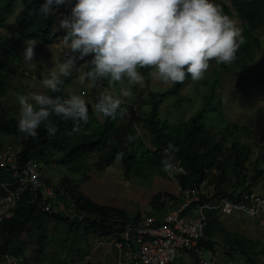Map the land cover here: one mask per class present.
I'll return each mask as SVG.
<instances>
[{
    "label": "trees",
    "instance_id": "obj_1",
    "mask_svg": "<svg viewBox=\"0 0 264 264\" xmlns=\"http://www.w3.org/2000/svg\"><path fill=\"white\" fill-rule=\"evenodd\" d=\"M66 1L68 2V0ZM69 1L71 3L67 14L75 3V0ZM227 1L226 3V0H213L222 8L225 15H234L238 19L239 27L244 29L243 35L246 43L240 47L236 54L239 53L238 57L242 56L243 59L251 60V49L259 48L260 42L255 31L264 25V0ZM43 2L44 0H0V55L7 56L11 62H15L20 57L23 40H32L42 46L65 35L62 29H55L54 14L46 19L36 14V10ZM53 7L56 9L57 6ZM242 58H236V60L243 65ZM221 64L227 68V64ZM247 65L246 62L244 66ZM16 68L17 65L12 66L5 58L0 57V149H14L18 163L33 158L41 161L39 169L43 171L44 165L47 169V163L54 160L55 164L71 165L73 171L81 168L84 170L83 180H86L90 176L87 173L88 168L84 157L97 153V159L93 164L96 169L108 166L117 157L122 159L121 166L127 169L135 159H139L135 156L145 159L144 162L138 163L141 167L163 169L161 163L164 158L163 149L171 142L179 149L172 154L174 160L179 161L185 169L184 174L175 175L182 185L199 183L208 178L211 183H214V193L211 198L228 197L235 200L244 191H255V187L260 182L264 185V181L261 180V175L264 173V143L255 148L253 143L248 140H232L229 145H226L225 131L221 135L215 134L208 127L206 112L217 108V106L210 108L213 100H216V92L213 89L216 81H213L208 92L204 94L206 100L202 107L194 111L188 119L178 123H170L159 116L160 101L158 98L162 100L166 93H177L183 84L191 79L190 75L183 83H171L170 87L163 91L150 90L148 92L150 107L142 114V126L149 134V143L154 146V149L149 147V149H144L141 154H138L140 152L138 151L136 155L135 150L140 148L134 147L135 141L127 139L129 134L132 136L137 133L135 118L132 117L135 114L133 106L124 103L122 108L125 109V112L117 114L115 118L103 116L101 119L96 118L94 104L102 92V87L110 85V83L101 80H98L95 86H91L89 89L91 102L86 101L89 119L87 123L81 122L80 131H73L74 124L71 119L65 120L52 116L51 120L57 128L55 135H49L41 125L37 129V136L32 137L23 133V136L20 137L17 120L19 105L15 98L10 99L8 96L10 92L24 95L23 89H18L17 85L11 82V75ZM150 70L148 68L140 69L146 76L144 85H148L150 82L147 73ZM20 73L26 78L27 73L24 70ZM60 79L63 80V83L69 81L68 76H61ZM195 84L199 87L200 82H194L192 85ZM60 88L61 91L56 93L47 89V94L66 98L62 85ZM126 112H130V115L126 116ZM246 129L245 125L232 124L233 132L246 131ZM121 153L122 157L119 156ZM212 169H214L213 172H211ZM18 170L22 174V170L19 168ZM12 173V170L0 168V195L9 189H13V191L18 189V181H14ZM40 177L43 182L52 183L49 181V176L40 174ZM61 183L64 182L61 181ZM63 187L64 189L54 186L55 199L44 200L40 192L33 191L29 187L20 192L13 214L0 224V258L4 253H10L18 258L19 264H30L32 260L38 264L43 260L50 264H62L69 255H62L58 258L51 257L50 259L43 256L46 246L49 244L47 236L49 221L66 224V234L73 237L76 236L79 229H82L86 234L90 231L99 237L119 238L122 229L127 224L136 222L143 214H160L162 211L172 209L180 200L174 195V192H158L150 199L151 212H136L130 215L124 209L93 202L74 186L65 187L64 185ZM58 195L64 203L67 202L70 205L71 208L65 206L68 213L55 209ZM204 200L207 198L203 197L201 202ZM46 203H50L49 209L44 208ZM195 206V204L191 205L188 210L191 211ZM207 212L215 219V215L212 214L214 211L208 210ZM210 217H208L204 228L205 236L201 239L199 247L205 251L221 247V250L230 254L233 250L231 245L227 248L221 246L205 233L207 225L212 223L211 220L209 222ZM73 240L74 238L69 242V245L73 246ZM29 243L34 246L36 244V251L33 254H27ZM234 248L244 255L248 264H257L250 252L241 250L237 245H234ZM84 254L88 255L89 253ZM194 261L199 262L196 255Z\"/></svg>",
    "mask_w": 264,
    "mask_h": 264
},
{
    "label": "rangeland",
    "instance_id": "obj_2",
    "mask_svg": "<svg viewBox=\"0 0 264 264\" xmlns=\"http://www.w3.org/2000/svg\"><path fill=\"white\" fill-rule=\"evenodd\" d=\"M70 3L69 0L68 2L65 0L64 4L57 6L56 9L54 8L53 21L55 29H59V19L68 15ZM228 16L239 26V21L234 15ZM255 35L260 42L259 48L254 47L251 49V60L248 58L243 59L241 54V57H238L239 53L236 54L237 59L242 58L245 65L246 62L248 63L247 66L242 65L236 59L230 65L227 64V68L221 63L217 64L215 61H211L203 80L192 81L190 79L183 84L177 93H166L162 100L158 98L160 101L159 116L170 123H178L188 119L194 111L202 107L206 100L204 94L208 92L209 86H211L213 81H216L213 87L214 92H216V100H213L214 102L210 108L216 106L217 108L206 112V122L209 129L220 135L225 131L227 136L226 145H229L232 140H248L253 143L255 148L264 143V77L261 72V66L264 63V25L255 31ZM25 42V40L21 42L20 57L15 62H11L7 56L0 55V57L5 58L12 66L17 65L15 72L11 75V82L16 84L18 89H23V94L30 99L32 93L47 94V89L42 83L43 80L50 78L53 73L59 76L60 65L74 54L63 43V36H60L47 45L41 46L35 42L33 61L28 62L22 56L26 48ZM82 62L77 61L76 67L71 69L69 84L66 82L62 85H66L67 97L71 94H78L88 101L91 85L87 81L84 84L79 82L80 71L84 70H78ZM23 70L27 73L26 78L20 73ZM106 81L108 82V80ZM194 82H200L199 87L197 84L192 85ZM170 85L171 83L165 84L150 78L148 85L132 86L133 95L131 97H121L126 105L130 104L131 107L136 105V108H133L135 114L132 117L135 118L134 123L137 133L132 136L139 138L132 140L135 141L134 147L152 146L148 142L149 134L145 132L142 126V114L150 107L148 92L150 90L163 91L168 89ZM122 87H129L126 80L123 84H110L106 91L119 96ZM82 89L86 90V94L80 92ZM8 96L10 99L15 98L12 92L8 93ZM95 115L97 119H101V115L97 113ZM125 115L129 116L130 112H126ZM232 124L245 125L247 129L246 131H240V128L237 132H233ZM138 134L141 135L142 139ZM18 135L22 137L23 133L19 132ZM138 151L140 152L138 153ZM143 151V149L135 150V154H141ZM135 157L139 159H135L127 169L121 166L122 159L120 157H117L112 163L101 169H96L93 166L97 159V153L84 157L83 159L87 163L88 168L87 173L90 176L86 180H83L82 174L84 170L81 168L73 171L71 165L55 164L54 160L47 163V169L44 165L41 174L49 176V181L55 187L59 186V188L64 189V185L65 187L71 185L78 188L79 191L95 203L124 209L130 215L136 212H151L149 202L153 195L162 191L172 193L175 190V184L169 174L165 176L163 169H159V167H141L138 163L144 162L145 159H140L139 156ZM61 181L64 183H61ZM260 183L254 190L264 193V185L262 182ZM56 202L55 209L67 212L68 209L65 206L71 208L67 202L64 203L59 198V195ZM208 217H210L209 222L210 220L212 222L205 229L208 237H213L217 232L214 237H218L217 240L220 241L218 243L226 248L232 246L235 250V252L230 254L224 252L218 254L219 257L223 258L222 264H248L244 255L234 248V245L240 246L241 250L250 252L257 262L264 264V216L257 214L255 217L258 219L254 223H249L246 219L244 221L240 220L234 228L231 227H233L235 222L230 224L223 221V219L220 220L219 216H215L214 219L213 215L210 214ZM260 219L261 222H259ZM66 227V224L56 221L47 223L49 244L46 246L44 258H58L62 255L80 256L81 254L89 253L91 257L89 259L92 260L91 264H122L123 260L119 257L111 242L112 237H99L97 234L90 233V231L86 234L82 229H79L76 232V236L73 237L66 234ZM72 238H74L73 246L69 245ZM30 244L27 245V254H33L36 251V244L34 243L35 246ZM200 256L203 260L211 261L213 253L204 251ZM199 259L198 256V261ZM188 261L187 264H202L195 262L191 258ZM30 264L38 263L32 260ZM175 264H182L181 258Z\"/></svg>",
    "mask_w": 264,
    "mask_h": 264
},
{
    "label": "clouds",
    "instance_id": "obj_3",
    "mask_svg": "<svg viewBox=\"0 0 264 264\" xmlns=\"http://www.w3.org/2000/svg\"><path fill=\"white\" fill-rule=\"evenodd\" d=\"M64 3L65 0H44L36 14L46 19L55 11L54 5ZM58 27L65 33L63 43L74 55L60 65V75L53 73L43 80V86L52 93L60 92L63 84L60 77L68 76L70 80L71 69L76 67L77 61H83L78 70L86 69L80 71V84L87 81L94 87L98 80H108L110 84H123L126 80L129 87H122L119 96L106 91L110 85L102 87L94 111L105 118L123 114L122 98L133 95L132 86L145 84L146 76L140 69H151L148 77L165 84L183 83L189 75L192 81H200L211 61L230 65L246 43L244 29L213 0H75L69 14L59 19ZM25 43L22 56L31 62L35 42ZM65 86L62 85V90L66 98L32 93L29 99L13 93L19 105V131L35 137L37 129L43 125L49 135H55L57 128L52 116L71 119L73 131H80L81 122H88L87 102H91V98L89 93L87 102L78 94L67 97ZM80 92L86 94L85 89ZM127 139L132 141L136 137ZM139 148L144 150L149 146ZM177 151L179 149L171 142L163 149L161 163L165 176L169 174L173 178L185 173L172 155Z\"/></svg>",
    "mask_w": 264,
    "mask_h": 264
},
{
    "label": "built area",
    "instance_id": "obj_4",
    "mask_svg": "<svg viewBox=\"0 0 264 264\" xmlns=\"http://www.w3.org/2000/svg\"><path fill=\"white\" fill-rule=\"evenodd\" d=\"M262 74L264 76V65ZM17 159L14 149H0V168L12 170L13 177L17 179L14 181H18L16 191L9 189L0 195V224L13 214L20 192L27 187L40 192L44 200L56 198L54 187L41 180L38 160L31 158L18 163ZM179 166L181 167L180 164ZM18 168L22 170V174ZM172 179L175 184L174 195L180 198L172 209L160 214L145 213L136 222L127 224L119 238H112L111 242L123 260L122 264H175L181 252L192 250L197 251L200 263L210 264L208 260L201 258L202 249L199 247L205 236L208 210L226 215L235 212H245L252 216L264 214V193L244 191L236 200L228 197L211 198L214 183L208 178L190 185H182L176 177ZM261 180L264 181V173ZM203 197L207 200L201 202ZM194 204L195 208L189 211L188 208ZM44 208L49 209L50 203H46ZM89 260V255L86 254L69 255L62 264H88ZM0 264L19 263L15 255L4 253ZM40 264L50 263L43 260Z\"/></svg>",
    "mask_w": 264,
    "mask_h": 264
},
{
    "label": "crops",
    "instance_id": "obj_5",
    "mask_svg": "<svg viewBox=\"0 0 264 264\" xmlns=\"http://www.w3.org/2000/svg\"><path fill=\"white\" fill-rule=\"evenodd\" d=\"M264 187V186H263ZM156 214V213H155ZM212 214H214L216 217L219 216L220 220L223 219V221H226V222H229L230 224H233L232 222H235V224L233 225V227L231 228H234L235 225H237L239 223L240 220H247L249 221V223H254V221H256L258 218L255 217V216H252V215H249L245 212H235V213H232V214H229V215H226V214H223V213H220V212H212ZM262 216H264V214H261ZM261 217V216H259ZM261 222V219L260 221ZM234 231V230H233ZM217 233V232H216ZM216 233L214 234V236H216ZM210 237L211 239L217 241V242H220L217 240L218 237ZM226 245V243H224ZM227 246V245H226ZM201 248V247H200ZM202 249V248H201ZM116 250V249H115ZM231 250V249H230ZM193 252L191 251H185V252H181L180 256L178 257L181 258V261H182V264H187V261L191 258V259H194L195 258V255L198 257V253L195 251V250H192ZM205 250L202 249V253L204 252ZM206 251H209L211 253H213V258L210 260H208L210 262V264H222V260L223 258L222 257H219L218 254H222L224 252V250H221V247H217V248H213V249H209V250H206ZM232 252H235V250L233 249ZM201 253V255H202ZM225 253V252H224ZM194 257V258H193ZM91 259V257H90ZM177 259V260H178ZM176 260V261H177ZM206 260V259H205ZM90 263H92V260L89 261ZM189 262V261H188ZM176 263V262H175ZM257 264H260L259 262H256ZM191 264V263H190Z\"/></svg>",
    "mask_w": 264,
    "mask_h": 264
},
{
    "label": "bare ground",
    "instance_id": "obj_6",
    "mask_svg": "<svg viewBox=\"0 0 264 264\" xmlns=\"http://www.w3.org/2000/svg\"><path fill=\"white\" fill-rule=\"evenodd\" d=\"M148 73V72H147ZM214 95V94H213ZM144 136V135H143ZM93 154H95V153H93ZM182 168H183V166H181ZM222 198V197H221ZM235 200V199H234ZM174 207V206H173Z\"/></svg>",
    "mask_w": 264,
    "mask_h": 264
}]
</instances>
